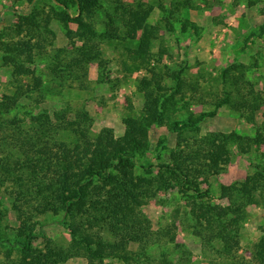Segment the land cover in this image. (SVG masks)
Segmentation results:
<instances>
[{
  "label": "trees",
  "instance_id": "16d2710c",
  "mask_svg": "<svg viewBox=\"0 0 264 264\" xmlns=\"http://www.w3.org/2000/svg\"><path fill=\"white\" fill-rule=\"evenodd\" d=\"M14 1L27 7L23 8L25 11L12 10L0 16L5 24L0 28V57L3 66L9 67L15 85L11 93L0 97V115L41 88L37 59L48 58L50 73L59 81L67 76L81 81L91 62L105 68L102 45L116 44L126 55L122 60L124 69L131 74L145 68L149 76L137 80V89L143 96L142 108L139 114L124 117L120 135L109 127L92 135L83 126V120L90 121L85 112L68 117L56 111L54 119L48 114H37L31 117L35 128L30 126L29 130L22 128L20 120L12 119L17 133L12 142L16 155L8 151L1 168L6 180L21 183L13 192L16 225L10 226L14 233L10 244L17 254L12 259L8 251L7 261L0 264H60L59 259L65 254H83L87 264H103L108 257L124 264H161L165 261L164 251L157 260L149 252L151 246L173 242L175 234L170 225L155 228L140 207L142 199L169 188H178L188 198L195 234L215 257L222 259V264H264V235L254 243L251 259H235L246 206L256 190L264 189V167L257 164L255 173L246 176L245 184H233L232 198L225 206L210 205L205 200L208 191L200 186L225 170L231 146L246 154L253 146L264 143V112L262 124L253 135L235 130L201 134L198 130L204 118L215 115L224 105H233L246 122L255 124L263 104L259 93L248 87L244 91L245 87L237 84L239 77L231 78L229 69L224 68L223 95L214 98L213 108L172 122L177 147L168 153L166 161L155 165L142 161L151 145L150 129L163 120L176 102V95L183 96L186 86L185 66H160L165 49L159 47L155 54L154 42L161 28L174 31V14L191 5V0ZM254 3L249 0L248 7ZM157 10L167 14L152 21ZM54 23L61 27L68 44L54 47L48 54L46 46H54ZM188 26L196 29L185 17L180 31H186ZM22 200L31 204V209H21L16 202ZM46 212L63 213L78 223L68 249L59 250V245L44 235L43 248L34 245L37 221L33 218ZM4 238L0 243H9L10 239ZM215 243H219L218 247Z\"/></svg>",
  "mask_w": 264,
  "mask_h": 264
},
{
  "label": "rangeland",
  "instance_id": "374dc122",
  "mask_svg": "<svg viewBox=\"0 0 264 264\" xmlns=\"http://www.w3.org/2000/svg\"><path fill=\"white\" fill-rule=\"evenodd\" d=\"M248 1L191 0V5L181 8L174 14L173 32L161 28L154 42L153 51L157 54L159 47L165 49L160 66L165 64L171 69L185 66L183 75L186 86L182 89L183 96L176 95V102L164 114L163 120L153 124L150 129L151 145L142 158L145 163L154 165L162 163L167 160L168 153L177 147L176 130L172 129V122L213 108L214 98L223 95L221 71L224 68L229 69L228 74L231 78L239 77L237 84L245 87L244 91L248 87L261 95L263 104L257 115L258 121L255 124L246 122L233 105H224L215 115L206 117L199 123V132L205 134L209 131L235 130L243 135H253L258 125L262 124L264 0H254L255 3L251 7H248ZM26 7L14 0H0V16L8 11L10 14L12 10L25 11L23 8ZM166 7L167 9L170 7L167 2ZM166 14L157 10L151 20L154 21ZM185 17L196 26L195 30L188 26L186 31H180L182 19ZM3 25L4 22L0 21V28ZM53 30L54 46H46L48 54H51L54 47L68 44L58 24H53ZM102 56L105 68L99 67L97 62H91L86 77L81 81L72 79V76L59 81L50 73L49 59H37L36 73L43 81L41 88L33 91L30 96L21 98L16 108L0 115V240H4V236L10 239L9 243L5 241L0 243L1 263L7 261L8 251L12 259H15L17 254L16 248L10 244L14 235L10 226L16 225V212L12 206L15 201L13 192L18 190L21 183L6 180L1 168L9 153L16 155L12 142L15 141L17 133L11 123L12 119L20 120L22 128L29 130L30 126L35 128L31 117L37 114H48L54 119L56 111L64 112L68 117L77 112H85L90 121L87 123L83 120V126H87L92 135L103 127H109L115 135H120L124 130V117L128 114H139L141 111L143 96L137 89V80L142 76H149V73L145 68L133 70L131 74L124 69L122 60L126 55L123 48L116 44H103ZM152 63L155 62L152 60ZM232 64L238 68H234ZM165 82L171 84L170 80ZM24 83H27V79ZM14 89L10 69L3 66L0 57V97ZM140 163L141 161L137 164V172L141 169ZM257 164L264 167V143L253 146L246 154L240 153L235 145L231 146V156L225 170L212 176L208 183L201 182V188L208 191L205 200L210 205H228L232 198L230 187L237 183L245 184L246 176L255 173ZM187 199L178 188H169L160 190L154 197L141 200L140 210L152 225L155 228L170 225L175 234L173 242L154 243L149 251L151 256L158 260L164 251L165 261L161 264H222V259L215 257L209 247L195 234ZM16 203L20 204L21 209L32 207L23 200ZM33 220L37 221L34 229L37 235L34 240L35 246L43 248L44 235L55 245H59V250L68 249L77 222L64 217L63 213L53 215L51 212L36 214ZM239 228V246L235 259L244 262L252 258L254 243L264 235V189L254 192L252 201L246 206V213ZM214 245L218 247L219 243ZM59 262L87 264V257L83 254L79 256L65 254ZM103 264L124 263L117 258L108 257Z\"/></svg>",
  "mask_w": 264,
  "mask_h": 264
}]
</instances>
